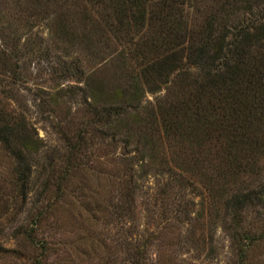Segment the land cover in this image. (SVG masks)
I'll use <instances>...</instances> for the list:
<instances>
[{"label":"trees","instance_id":"1","mask_svg":"<svg viewBox=\"0 0 264 264\" xmlns=\"http://www.w3.org/2000/svg\"><path fill=\"white\" fill-rule=\"evenodd\" d=\"M35 24L47 37L33 34ZM40 38L60 52L51 77L81 84L46 100L39 95L37 105L54 115L63 97H79L82 115L54 122L62 151L43 164V204L20 229L33 249L28 264H46L55 253L35 232L80 189L75 176L91 172L98 151L107 156L116 147L124 153L121 172L101 168L95 176L97 183L112 180V195L107 189L108 199L97 205L90 193L84 216L74 220L84 232L70 242L74 264H87L96 251L103 252L93 264H175L162 250L175 223L181 226L172 243L182 250L203 252L211 241L205 224L212 234L219 225L232 264H262L255 252L264 248V0H0V75L11 86L28 84L24 60L50 50ZM11 86L5 99L13 97ZM5 105L0 98V150L13 160L8 206L24 203L32 159L43 145L25 115ZM149 175L157 180L155 201L144 209L154 226L139 232L134 224L128 241L108 251L93 227L100 218H136L140 181ZM251 211L256 223L246 219Z\"/></svg>","mask_w":264,"mask_h":264},{"label":"rangeland","instance_id":"2","mask_svg":"<svg viewBox=\"0 0 264 264\" xmlns=\"http://www.w3.org/2000/svg\"><path fill=\"white\" fill-rule=\"evenodd\" d=\"M5 11V19H7L9 23L11 22L14 24L13 11L8 8H6ZM32 29L33 34L38 33V36L47 37L48 32L42 28L41 24H35ZM32 32L30 35H33ZM37 41L41 43L44 41L47 42L46 39L44 40L43 38L37 39ZM45 42L42 44L44 47H42L50 48L46 54L36 53L30 60H24V62H22L31 74L28 84L22 86L16 84L11 86V84L7 83V78L0 75V98L6 102V107L20 111L25 115L27 124H29L31 130H33V133H36V136L41 139L43 145L41 151L34 154V158L32 159L29 191L24 203L22 200L16 199L8 206L4 196L9 194V181L13 169V160H11L4 151L0 150V264L29 263L28 261L30 260L33 249L21 239L20 229L26 226L25 223L28 221L29 217L35 212L37 207L43 204V199L39 195L42 191L40 182L45 178V176L41 174L43 164L45 165L48 160L58 161L59 154L62 151V142L57 136L54 122L56 120L63 121V118L66 116L75 120L76 117L82 115L80 110L82 106L78 105L76 101L77 98L78 101H80L79 97L71 100L67 97H63L60 100L61 104H58V111L54 115L48 113V109L43 105H37L39 101L42 100V98H40L41 96L46 100L48 96L56 94L60 87L81 84L71 79L61 80L55 76L51 77L49 72L55 68V56H59L60 52L52 48L50 42H47V44ZM9 86L12 87L11 92L13 97L12 99H5L4 96L6 90L10 88ZM27 87H29L30 90H27ZM36 90L38 93L36 97H33V92ZM146 97L147 99H151V95L149 94L146 95ZM122 154L124 153L120 147H116L115 150L107 156H104V154L102 155L101 151H98V156L91 162H88V166H90L88 171L91 172L82 173V175L77 174L75 176V183L73 182V185H79L80 189L76 188L72 190V192H69L68 195L64 197L65 199H62L61 202L58 203V208L48 216L47 222H49L50 225L44 223L45 225L43 224L36 229V238H39L42 234V236L51 243L55 251L53 256L48 258L46 264L75 263V247L73 244L70 245V242L80 241L84 236L83 230L79 224L75 222L78 219L77 216H80V218L84 216V212H82L83 201L87 199L91 193L93 197L88 199L92 202H96L97 205H103L109 197V189L112 190L110 194L112 195V180L109 182L103 179L99 180L97 183L95 176L100 173L99 171L101 168L108 170V175L114 174V172L120 173L122 165L119 163L121 162L119 157ZM81 176L83 177L81 182H79L78 180ZM126 176H128V174H122L123 179L126 178ZM156 183L157 180L150 175L141 179V194L136 200V209L138 210L136 218L124 224L111 219V217L106 218L109 220L107 224H104L101 218L98 219V224L93 227L92 232L104 239L108 245V251L109 249L116 250L119 241H128L134 232V224H137L136 227L138 226L137 231L139 232L143 231V229H152L154 220L145 216L147 209H144V206H150V208L153 206L155 201V199L153 200V194ZM194 191L196 190L189 191V196L197 203L201 198L197 194L193 195ZM202 200L204 201V199ZM91 206L93 207L96 205L91 204ZM195 208L197 209L198 205H195ZM255 216H257V213L251 211L246 219L256 223V221H254ZM174 225L175 226L171 228V232L164 235L166 246H162V250L170 252V254L175 256V264H232V254L229 252L228 237L219 225L215 227L212 234L209 225L205 224L204 238H210L211 241L206 244L203 252H198L199 254L191 251V249H189L188 252L182 250L172 243L175 239L177 228L179 230L181 226L178 224L176 225V223ZM130 232L132 234H130ZM156 248L155 250H158V252L161 251L160 247ZM102 252L103 251H96L94 254L90 255V260L87 264L95 263L96 257L100 256ZM255 254H257V259L264 264V248L258 249ZM98 260L96 263H98ZM84 264H86V262Z\"/></svg>","mask_w":264,"mask_h":264}]
</instances>
